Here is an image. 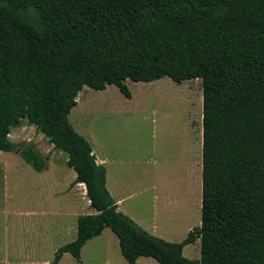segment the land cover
<instances>
[{
	"label": "trees",
	"instance_id": "obj_1",
	"mask_svg": "<svg viewBox=\"0 0 264 264\" xmlns=\"http://www.w3.org/2000/svg\"><path fill=\"white\" fill-rule=\"evenodd\" d=\"M202 90L200 225L178 243L151 235L118 210L105 169L68 121L83 87L126 80ZM26 120L66 154L93 214L76 219L59 247L80 259L108 228L127 264H264V0H0V152H17L35 172L48 157L9 139ZM199 240V259L182 255Z\"/></svg>",
	"mask_w": 264,
	"mask_h": 264
},
{
	"label": "rangeland",
	"instance_id": "obj_2",
	"mask_svg": "<svg viewBox=\"0 0 264 264\" xmlns=\"http://www.w3.org/2000/svg\"><path fill=\"white\" fill-rule=\"evenodd\" d=\"M125 85L129 99L113 85L102 91L83 87L68 121L89 143L95 157L106 163L110 183L124 197L123 206H130L146 226L150 225L152 210L151 188H156L154 209L160 236L156 237L181 242L186 229L200 225L201 81L175 84L163 77L148 83L126 80ZM9 139L18 148L33 143L48 161L38 173L17 152H0L1 264H18L22 255L31 258L30 264H49L54 252L74 239H44L47 227L26 217V210L40 211L61 201L66 205L68 191L77 187L83 198L82 215L94 212L89 204V209L84 205L88 200L85 187L73 183L75 174L66 165L64 152L55 150L26 120L11 130ZM105 242L90 241L79 260L68 255L59 264H127L116 241ZM182 255L199 259V240L185 246ZM139 262L158 264L145 257Z\"/></svg>",
	"mask_w": 264,
	"mask_h": 264
},
{
	"label": "crops",
	"instance_id": "obj_3",
	"mask_svg": "<svg viewBox=\"0 0 264 264\" xmlns=\"http://www.w3.org/2000/svg\"><path fill=\"white\" fill-rule=\"evenodd\" d=\"M92 153H93V150H92ZM95 159H96V162L98 164H101L105 169L106 188H107L110 196L112 197V199L116 203L118 210L121 211L123 214L127 215L129 218H131L141 228H143L144 230H147L148 233H151V235L153 234L155 236H159V234L157 232V231H159L158 224H157L156 219H155V215H157V213H155V209H154L156 201H157L156 188H154V187L151 188L152 197L149 201L150 202L149 204H150V208L152 210L150 213V216H151L150 217V225L146 226L143 222L137 220V218L134 216L135 214H133L134 211L130 208V206H123L125 203L124 197L122 196V193H119V191H116V186L112 185L110 183L109 173L105 167L106 163L104 162V160H99L96 157H95ZM74 178H75V176H74ZM73 190L75 191V193H72ZM67 194H69V195H68L66 205H64V202L61 201L57 205L41 209L40 211L39 210L36 211L33 208L26 210V213H25L26 217H30L31 219L32 218L35 219L36 221L39 222L40 225H42V227L43 226L47 227L46 231L44 233L42 232L44 235V239H49V237H57V238L70 237L71 241H72V239H75V237H76V219L78 216L82 215L81 205L83 203V198H82V194L80 192V189H77V187L76 188L72 187L68 191ZM53 196L54 195H52V198H54ZM88 202H89V200H87L86 202L84 201V203H85L84 205L86 206V208L89 207ZM190 229H192V228L186 229L184 231V233L187 235V233ZM90 241L91 242H93V241L105 242L106 241L105 243H107V241H113V242L116 241V243L118 244V241H117V238L115 237V235L108 228H104L102 230V232L100 233V235H98V236H96V237L85 242V244L83 245V247L80 250V255L82 254V251L85 248L86 244H88V242H90ZM68 255H70V254H68V253L63 254L61 259L65 256H68ZM19 258L20 259L17 260L18 264H27V263L30 264V263H32L31 258H25L23 255ZM140 258H142V257H139L137 259V262H139ZM61 259L59 260V262L61 261ZM1 261H2V259L0 258V264H1ZM59 262H58V264H59ZM43 264H47V262H44Z\"/></svg>",
	"mask_w": 264,
	"mask_h": 264
}]
</instances>
